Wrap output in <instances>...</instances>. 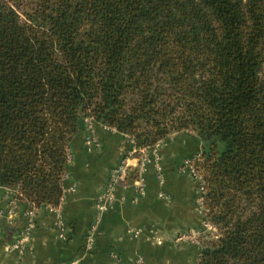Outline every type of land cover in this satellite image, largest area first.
<instances>
[{"label": "trees", "instance_id": "16d2710c", "mask_svg": "<svg viewBox=\"0 0 264 264\" xmlns=\"http://www.w3.org/2000/svg\"><path fill=\"white\" fill-rule=\"evenodd\" d=\"M86 119L199 136L198 264H264V0H0V188L57 208Z\"/></svg>", "mask_w": 264, "mask_h": 264}, {"label": "crops", "instance_id": "0c3cea01", "mask_svg": "<svg viewBox=\"0 0 264 264\" xmlns=\"http://www.w3.org/2000/svg\"><path fill=\"white\" fill-rule=\"evenodd\" d=\"M91 136L96 142L93 148L86 144ZM133 145L128 136L93 119L82 121L71 143V161L61 201L67 239L59 237L61 232L54 225L57 217L53 209L37 208V227L30 243L32 251L23 258L11 254L9 247L24 230L27 212L33 205L17 200L13 191L0 188V211L11 215L3 221L0 264H135L138 259L143 264H198L206 219L198 204L202 194L199 182L181 171L183 160L198 158L202 152V141L192 132L174 134L159 146L161 179L156 174L155 156L151 151L146 166L136 169L139 178L145 181V193H137L136 182L120 186L110 210L96 223V199L111 169ZM161 192L169 196V202L159 198ZM92 226L97 229L95 248L86 254L83 252L85 238ZM130 229L144 232L156 229L161 243L147 241L144 236L134 238L128 233ZM192 229L202 233L201 244L176 242Z\"/></svg>", "mask_w": 264, "mask_h": 264}, {"label": "built area", "instance_id": "2783aa9c", "mask_svg": "<svg viewBox=\"0 0 264 264\" xmlns=\"http://www.w3.org/2000/svg\"><path fill=\"white\" fill-rule=\"evenodd\" d=\"M87 146L89 148H93L96 145V142L93 138V136L89 137L87 140ZM158 144L154 147L143 149L141 151H138L135 147H133L129 152H127V155L124 156V158L121 159V161L111 169L108 181L106 185L103 188V191L98 196L95 202V210H96V223L100 221L101 217L107 213L111 205L114 203L116 199V192L117 188L120 186H127L131 182L137 183V193L139 195H143L145 193V181L143 179H140L138 176V171L136 170L137 167L143 168L146 166L147 162L149 161V154L152 151V153L155 156V169L156 174L158 178H162L163 171L162 167L158 158ZM140 153V155H138ZM197 158H187L183 160L181 171L184 172V174H188L195 178L200 185V190L202 197L199 199L198 204L200 205L201 210L204 212L205 216V209L203 205V194H204V179L203 176L195 169L194 166V160ZM134 162V163H132ZM73 191V188L70 189ZM159 198L169 202V196L161 192L159 194ZM36 207L33 206V209L27 212L26 218H27V224L22 230V232L19 234L17 239L10 245L9 252L11 254H15L19 258H23L27 253L32 251L31 248V238L32 233L36 229ZM54 213L56 214V222L55 227L58 228L60 233V238L62 240L67 239V228L65 221L63 220V209L62 205L60 204L57 208H52ZM11 215L8 216L7 213L0 211V235L3 233V221L5 219H10ZM216 230V228L207 220V217L204 222V232L208 233ZM96 226H92L90 230L88 231L86 238H85V244L83 248V252L86 254H91L94 251L95 248V240H96ZM128 233L132 235L134 238H139L141 236H144L147 241H154L157 243H161L160 236L158 235V230L153 229L150 232H144L140 229H130L128 230ZM201 235L202 233L199 232V230L192 229L187 233L182 234L179 236L176 240V242H186L190 244H201ZM113 257L116 258V255L113 254ZM70 264H76L75 262H71ZM135 264H143L142 259H138Z\"/></svg>", "mask_w": 264, "mask_h": 264}, {"label": "rangeland", "instance_id": "374dc122", "mask_svg": "<svg viewBox=\"0 0 264 264\" xmlns=\"http://www.w3.org/2000/svg\"><path fill=\"white\" fill-rule=\"evenodd\" d=\"M205 234H210V235H214L215 236V235H218L219 234V231H218V229H216V230H214L212 232H208V233L206 232Z\"/></svg>", "mask_w": 264, "mask_h": 264}]
</instances>
